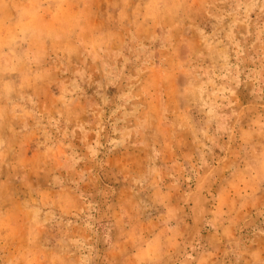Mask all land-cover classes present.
Segmentation results:
<instances>
[{
	"label": "rangeland",
	"instance_id": "374dc122",
	"mask_svg": "<svg viewBox=\"0 0 264 264\" xmlns=\"http://www.w3.org/2000/svg\"><path fill=\"white\" fill-rule=\"evenodd\" d=\"M0 264H264V0H0Z\"/></svg>",
	"mask_w": 264,
	"mask_h": 264
}]
</instances>
